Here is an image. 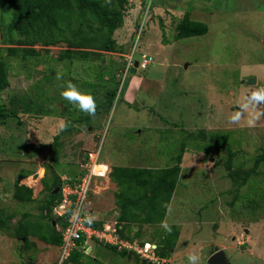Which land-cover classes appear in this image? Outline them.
<instances>
[{"label": "rangeland", "instance_id": "obj_1", "mask_svg": "<svg viewBox=\"0 0 264 264\" xmlns=\"http://www.w3.org/2000/svg\"><path fill=\"white\" fill-rule=\"evenodd\" d=\"M187 13L192 20L206 23L208 32L177 38V24ZM112 37L117 49L98 51L104 54L103 62H113L111 76L117 72L109 80L104 72L95 71V65L103 64L100 56L93 64L60 60L66 43L50 46L49 52L42 48L38 58L28 59L8 57V45L0 43V55L9 62L11 83L1 101L9 105L16 94L35 98L42 90L44 100L39 101L52 111L48 119L21 113L20 123L7 119L5 125L0 124V210L12 215L10 229L0 231V264H61L56 245L43 253L23 250L21 241L11 234L21 217L30 234H45L50 224L41 212L36 214L39 203L18 202L12 197L14 182L35 168V180L28 182L39 184L35 187L38 192L42 187L38 175L45 174H39L40 167L47 164L50 172L51 163L60 176L65 173L75 178L87 151L99 152L98 161L111 169L138 171V180L154 179L157 174L141 169L159 171L174 166L182 156L171 211L166 210L162 218L176 226L179 235L162 261L148 259L145 263L132 250L124 254L91 242V252L79 264H188L190 253L199 256L198 264H209L215 247L226 252L231 264H264V162L240 189L234 205L236 188L225 168L228 146L237 153L235 165L245 169L264 151V115L255 127L247 126L248 113L239 125L229 120L246 94L264 87V0H128L124 24ZM132 55L138 61L146 55L150 63L146 69L124 76L125 63ZM58 72L63 79H57ZM251 79L255 83L249 84ZM69 80L96 99V114L88 121H74L85 113L60 95ZM113 90L114 96L109 93ZM65 108L72 127L59 139L65 143L63 151L62 146L54 149L59 122L52 116L59 117ZM256 111L264 113V104ZM202 130L205 137L199 136ZM57 152L60 160L54 161ZM137 179L123 180L117 186L109 177H95L89 205L98 212L93 215L101 217L105 210L109 211L106 217L113 220L116 192L120 204L145 193L153 196L154 186H140ZM142 205L139 199L138 207ZM154 205L161 214L165 202ZM139 209V215H144L143 208ZM155 222L152 227L142 223L140 240L156 241L168 234L160 226L161 220ZM57 229L61 233L60 220ZM62 264L77 263L66 259Z\"/></svg>", "mask_w": 264, "mask_h": 264}, {"label": "trees", "instance_id": "obj_2", "mask_svg": "<svg viewBox=\"0 0 264 264\" xmlns=\"http://www.w3.org/2000/svg\"><path fill=\"white\" fill-rule=\"evenodd\" d=\"M127 7L128 0H0V43L8 45V57L20 56L22 59L38 58L42 48H45L46 51L49 52L50 46L66 43V48H63L58 56L60 60L65 59L70 62L79 60L93 64L98 59V56H100L102 57V60H100L103 62L104 54L98 51L103 50L104 52H112L117 49V43L112 39V36L115 31L124 24ZM6 18L8 19L6 20ZM177 30V38H181L205 34L208 32L209 26L202 21L192 20L190 14L187 13L177 24ZM37 46L42 47L37 48ZM112 63L111 61L110 64L108 61H104L103 64L98 67L95 65L96 73L99 71L104 72L106 74L105 76H107V80L116 77L117 72L111 76L109 68L112 67ZM9 68V62L6 57L0 55V124L5 125L7 119H14L20 123L22 120L21 113L25 114V117L30 114L41 120L44 118L48 119L47 116L50 115L52 111L45 106V103L39 101L41 99L44 100L43 96L45 94H41L42 90L35 98L30 97L27 93L23 95L16 94L9 100V105L1 101L2 92L11 84L9 79ZM71 80L75 81V78L71 77ZM88 84L94 86L98 85V82H88ZM109 93L114 96L116 90ZM66 109L67 108L58 115L59 117L52 116L55 117L54 119L58 120L57 122L59 123L57 125L61 122H67V125L69 124L66 130L57 131L54 143V149L56 150L59 149L61 144L59 140L60 137L68 133L69 129L72 127L69 123L71 117H66ZM91 117L92 116L84 114L75 118L74 121L79 120L80 122H85L90 120ZM205 135L204 130L199 134L201 137H205ZM225 151L227 154V159L225 160L227 176L235 184L236 188L234 199L231 201V204L234 205L235 201H237L240 196V189L248 183L252 175L260 171V165L264 162V151L254 157L253 165L248 169H245L241 164L235 165L234 158L237 153H235L233 149L228 146ZM181 162L182 156H179L177 164L171 167H165L159 170L160 172L150 167L141 169L144 170V172L150 171V173L157 171L154 179L149 176L138 180V176L136 175L138 171H132L128 167H114L111 169L110 177L112 181L117 183V186H122L123 180L130 182L133 181V179H137V183L140 186H154L156 189L151 192L153 196L145 193L140 197H136L137 200H132L130 198L128 203L124 202L122 204L118 202L120 194L116 192V204L119 209L117 231L120 237L129 241H134L140 238L143 231L142 223L145 222L148 224V227H152L153 222L156 223V220L163 221L162 218H165L167 209L163 207L161 209L162 213L159 214L158 208L154 203L158 201L162 203L165 202V204L170 203L181 171V166L179 165ZM51 170L52 173L49 178H42L46 197L41 202L40 208H42V215L44 218L49 217L48 215L51 213L52 216L49 217L50 220L52 221V219H55L57 222L58 218L52 213V207L60 201L61 192L53 193V191L61 186L62 180L54 169ZM27 174L28 173H25L24 176ZM19 183L20 181L18 179L15 182L13 198L21 202L32 201V188L24 184L20 185ZM147 197H150L148 201ZM139 199H141L143 205L138 207ZM243 206L248 207V205ZM140 207L143 208L142 211L144 215H139L137 212L140 210ZM156 217L158 219H155ZM22 219L19 220L18 225L10 232L17 239H24L27 243L32 233L30 234L27 232ZM10 220H12V215L5 214V210L3 209L0 210V231L6 232L10 229ZM137 223L141 225H137ZM90 225L94 228H99L103 226V221L93 220ZM49 226L52 227L51 224H49ZM135 226L138 227L137 230H134ZM169 235L170 236H168V234L160 235V237L156 239V243H158L159 246L155 251L156 254L162 258L168 257L170 255V250L175 247L179 229L176 226H172V232ZM52 236L53 235L47 236L46 240H51L57 246H61L62 235L59 234L57 238H54L56 240H52ZM83 243L84 238L78 243L81 249L75 248L68 257L67 260H69V262L79 264L82 256L87 255L85 248L82 247ZM144 243L145 241H140L141 245H144ZM106 247L124 254L132 252L127 248L114 244L110 245L106 243ZM140 258L143 259L145 263L149 261L141 256Z\"/></svg>", "mask_w": 264, "mask_h": 264}, {"label": "built area", "instance_id": "obj_3", "mask_svg": "<svg viewBox=\"0 0 264 264\" xmlns=\"http://www.w3.org/2000/svg\"><path fill=\"white\" fill-rule=\"evenodd\" d=\"M150 61L144 55L140 62V68L145 69ZM134 66L133 57L127 59V64L123 70L124 76ZM84 161L80 163V170L77 176L73 178L70 175H63L62 184L59 187L61 192L60 201L54 206L53 214L62 222V244L60 246V263L62 264L71 255L72 251L79 247V241L84 238L82 245L85 250L88 248L87 241L97 237L114 245H119L123 248L135 251L144 259L149 260H164L156 254L155 249L146 247L153 243L145 242L144 245L135 241H129L119 236L117 227H105L102 230L94 228L92 225L85 222L86 217L93 216L88 209L91 186L95 177H108L110 175V167L99 162V152L87 151ZM73 213L76 217L73 218Z\"/></svg>", "mask_w": 264, "mask_h": 264}, {"label": "clouds", "instance_id": "obj_4", "mask_svg": "<svg viewBox=\"0 0 264 264\" xmlns=\"http://www.w3.org/2000/svg\"><path fill=\"white\" fill-rule=\"evenodd\" d=\"M133 61H134V66H133L134 70L132 71V68H133L132 67L129 70V72H135L138 68H140L141 61L134 60V58H133ZM136 61L139 62V65L137 67H135ZM126 64H127V61L125 63V66ZM57 79L58 80L63 79V73L58 72ZM60 95L68 103L76 106L79 111L85 113L88 116H95L96 109H97L95 97L90 92L82 91L71 80H69L63 86V90L61 91ZM262 104H264V87L254 88V90H252L249 94H246L242 98V101L239 104L238 110L234 112L229 118L230 123L233 125H239L242 118L244 117V114L248 113L247 126L255 127L256 121L260 118L261 115H264V113H260L256 111V109ZM67 127H68L67 122H61L58 125L57 131L58 132L64 131L67 129ZM164 207H166V209L169 212L171 211V206L169 204H165ZM76 215H77L76 213H73V218H75ZM85 222L90 224L92 222V218L86 217ZM160 226L165 230L166 233L171 234L172 227L168 224L167 220L162 221ZM150 243H153V244L146 245V247L156 248L159 246L158 243H156V241H153ZM187 260H188V264H198L199 256L195 253H190L187 257Z\"/></svg>", "mask_w": 264, "mask_h": 264}, {"label": "crops", "instance_id": "obj_5", "mask_svg": "<svg viewBox=\"0 0 264 264\" xmlns=\"http://www.w3.org/2000/svg\"><path fill=\"white\" fill-rule=\"evenodd\" d=\"M62 146V149H63V151H65L64 150V148H65V143L63 142V143H61L60 144V147ZM59 147V148H60ZM64 154H66V153H64ZM68 154V153H67ZM57 160L55 159L54 161H59L60 159H59V156H60V153H58L57 152ZM86 155H87V153H85V157H86ZM62 159V158H61ZM84 159V158H83ZM82 159V161H84ZM62 160H64V159H62ZM33 161H35V159H33ZM81 161V162H82ZM41 163H43V161H41ZM63 163H64V161H63ZM52 164V166H53V169H54V171H56V174L60 177V178H62V176L63 175H69V174H62V176H60L59 175V173L57 172V170H56V168H55V166H54V163H51ZM47 165V164H46ZM46 165H42L41 167H40V171H39V174H42L41 172H45V174H44V176L43 177H48L49 178V176H51V169H50V172H49V168H48V166H46ZM109 166V165H108ZM47 168V169H46ZM111 169V168H110ZM78 170H80V165H79V168H78ZM35 173H36V170H35V168H33L32 169V171H30L26 176H23V177H21V178H19V181H20V185H22V184H24V185H26V186H28V187H30V188H32V190H33V195H32V198H33V200L32 201H28V202H30V203H33V202H36V203H39V210H38V212L36 213V214H38L39 216H40V212H41V214H42V208H40V204H41V202L45 199V197H46V192H45V190H44V184H43V181H42V178L43 177H40V175H38V178H39V182H40V185L42 186L39 190H38V192H36V190H35V187H37V186H39V184L37 185V183L35 184H33V183H29L28 182V180L29 181H31V182H33L34 180H35ZM108 177L109 178H111L110 177V175H108ZM105 178H107V177H105ZM22 179H26V181H24L25 183H23V182H21V180ZM102 179H104V178H102ZM18 179H16L15 180V182L17 181ZM14 182V183H15ZM26 182H28V183H26ZM114 182V181H113ZM115 183V182H114ZM14 188H15V186H14ZM15 190V189H14ZM56 190V189H55ZM54 190V191H55ZM60 192V191H59ZM13 193H14V191H13ZM116 194V193H115ZM13 197V196H12ZM39 197H41V198H39ZM18 201V200H17ZM18 202H21V201H18ZM98 204H101V202H98ZM90 208H91V210H90V212H91V214H92V216H93V220H97V221H103V226L102 227H99V228H97L98 230H102V229H104L105 227H108V224L109 223H112L113 224V227H117V217H118V213L115 211V210H119L118 209V207H117V204H116V208H115V210L113 211L114 212V215H113V220H111L110 218H108V217H106V216H109V211H105L104 210V213H102V216L101 217H99V216H94L93 215V213L95 212V211H97V210H95V208H93L91 205H90ZM98 212V211H97ZM102 212V211H101ZM27 213V212H26ZM23 217H21L20 219H22ZM42 218H44L43 216H42ZM97 218V219H96ZM45 220H49V222H50V224H51V226L52 227H48V229H47V233H45V234H31L30 236H29V241L26 243L25 242V240L23 239V240H20L21 241V247H22V249L23 250H25V249H29V248H31V250L32 251H34V252H38L39 250H40V253H43V252H45V250H47V249H45V248H48V247H50L51 245H56V244H54L51 240L50 241H47L46 239H47V236H50V235H53L52 237H51V239L52 240H56V239H54V238H57L58 236H59V234H61V233H59V230L57 229V224H58V220H59V218H58V220H57V222L55 221V219H52V221L50 220V219H48V218H46L45 217ZM44 220V221H45ZM92 220V221H93ZM43 221V222H44ZM134 229H138V227H134ZM31 237H33V239H31ZM139 240V241H138ZM135 242H137V243H140V241H142V240H140V239H136V240H134ZM91 242H95V243H98V244H101V245H103V246H105L106 247V243L107 244H110L111 245V243H109V242H106V241H104V240H100V239H98L97 237H94V238H92V239H90V240H88L87 241V243H88V251L86 252V253H89V251L91 252V250H92V247L90 246V243ZM145 242L147 243V242H153V240H151V241H149V240H145ZM57 246V245H56ZM57 248H58V250L60 251V246H57ZM107 248V247H106ZM32 259H34V255H31V257H30V260H32Z\"/></svg>", "mask_w": 264, "mask_h": 264}, {"label": "water", "instance_id": "obj_6", "mask_svg": "<svg viewBox=\"0 0 264 264\" xmlns=\"http://www.w3.org/2000/svg\"><path fill=\"white\" fill-rule=\"evenodd\" d=\"M139 65V62H135V67ZM134 70V67L132 68V71ZM256 79H251L249 81V84L255 83ZM59 192V187L56 188L53 193H58ZM208 263L209 264H231L230 261L228 260V257L226 255V252L223 249H220L218 247H215V252L211 254V256L208 258Z\"/></svg>", "mask_w": 264, "mask_h": 264}, {"label": "bare ground", "instance_id": "obj_7", "mask_svg": "<svg viewBox=\"0 0 264 264\" xmlns=\"http://www.w3.org/2000/svg\"><path fill=\"white\" fill-rule=\"evenodd\" d=\"M44 172V171H43ZM43 172H41V173H43ZM109 225H110V227H113V224L112 223H109Z\"/></svg>", "mask_w": 264, "mask_h": 264}, {"label": "flooded vegetation", "instance_id": "obj_8", "mask_svg": "<svg viewBox=\"0 0 264 264\" xmlns=\"http://www.w3.org/2000/svg\"><path fill=\"white\" fill-rule=\"evenodd\" d=\"M164 259V258H163Z\"/></svg>", "mask_w": 264, "mask_h": 264}]
</instances>
